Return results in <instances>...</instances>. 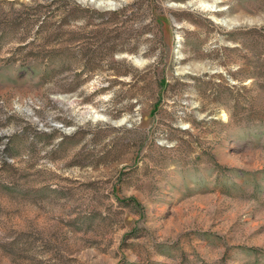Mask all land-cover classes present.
Masks as SVG:
<instances>
[{"label":"rangeland","instance_id":"1","mask_svg":"<svg viewBox=\"0 0 264 264\" xmlns=\"http://www.w3.org/2000/svg\"><path fill=\"white\" fill-rule=\"evenodd\" d=\"M0 264H264V0H0Z\"/></svg>","mask_w":264,"mask_h":264}]
</instances>
